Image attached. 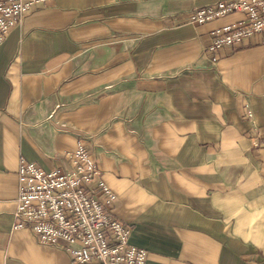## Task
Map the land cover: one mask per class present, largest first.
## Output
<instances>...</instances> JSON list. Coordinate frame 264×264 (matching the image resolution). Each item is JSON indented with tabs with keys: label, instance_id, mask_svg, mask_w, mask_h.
Wrapping results in <instances>:
<instances>
[{
	"label": "crops",
	"instance_id": "obj_1",
	"mask_svg": "<svg viewBox=\"0 0 264 264\" xmlns=\"http://www.w3.org/2000/svg\"><path fill=\"white\" fill-rule=\"evenodd\" d=\"M217 0H39L0 44V264H75L14 228L20 158L81 142L145 264H264V38L208 50Z\"/></svg>",
	"mask_w": 264,
	"mask_h": 264
},
{
	"label": "built area",
	"instance_id": "obj_2",
	"mask_svg": "<svg viewBox=\"0 0 264 264\" xmlns=\"http://www.w3.org/2000/svg\"><path fill=\"white\" fill-rule=\"evenodd\" d=\"M39 0H0V44ZM232 12L243 19L211 31L208 50L264 38V0H217L201 5L190 20L204 23ZM70 170L44 169L20 158L14 228H28L41 242L61 245L75 264H145L147 250L129 242L130 226L112 213L115 194L81 142L68 153Z\"/></svg>",
	"mask_w": 264,
	"mask_h": 264
}]
</instances>
